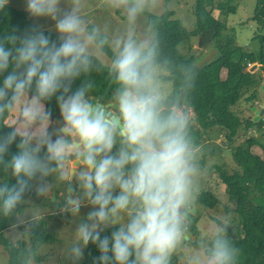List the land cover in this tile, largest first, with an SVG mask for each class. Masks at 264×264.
I'll return each mask as SVG.
<instances>
[{
  "label": "clouds",
  "instance_id": "1",
  "mask_svg": "<svg viewBox=\"0 0 264 264\" xmlns=\"http://www.w3.org/2000/svg\"><path fill=\"white\" fill-rule=\"evenodd\" d=\"M8 2L0 0V11ZM100 2L123 15L120 31L90 24L84 0H26L30 18L54 22L57 39L35 23L0 38V127L10 129L0 135V215L16 214L29 192L44 197L62 185L60 211L80 218L73 264L90 242L100 253L94 264H172L189 239L202 171L183 103L196 69L164 52L159 19H149L159 0ZM94 72L107 73L110 101L93 102ZM166 72L177 73L179 84ZM53 97L61 125L50 132ZM81 208L90 209L83 218ZM227 223L204 232L186 264H238ZM43 247L39 240L18 247L16 264H36Z\"/></svg>",
  "mask_w": 264,
  "mask_h": 264
},
{
  "label": "trees",
  "instance_id": "2",
  "mask_svg": "<svg viewBox=\"0 0 264 264\" xmlns=\"http://www.w3.org/2000/svg\"><path fill=\"white\" fill-rule=\"evenodd\" d=\"M234 0H195L193 14L195 17V29L191 32L185 29V26L179 19H175L174 13L165 10L160 14H151L149 19H159V32L162 41V47L166 54L171 55L177 61L194 66L196 69L195 86L183 102L190 103V109L185 107L190 116L195 119L198 125L192 124L190 120L191 131L199 146L203 140L204 133L208 129H217L228 143L231 156L236 164V168L228 171L222 166H217V175L225 185L226 194L231 209L225 206V211L230 209L239 217L238 223H229L233 229L235 237L227 232V237L240 250L238 264H264V158L253 151V147H260L264 154V143L256 134L246 135V130L255 132L263 129L264 121L258 119L253 121L252 115H242L235 109L241 101L247 103L248 108L256 106L257 92L263 84L262 75L259 72L264 71V0H256V6L251 17L254 22L255 31L252 42L258 44V50L245 51L235 43L233 33L226 34L227 18L230 13L236 10ZM26 13L11 6L0 11V38L13 29L17 34H22L25 30L33 26ZM225 33H224V32ZM45 34L52 40L57 36L44 30ZM198 38L201 46L211 44L215 48V59L203 65H196L195 58L192 55L183 53L182 48L189 49L191 38ZM257 63L259 66L253 72L248 70L249 66ZM225 69V77L221 76V71ZM169 81H176L179 84L177 73H164ZM261 75V76H260ZM107 73H93L91 79L95 82V88L92 95L96 97H110L112 89L107 81ZM3 77H0L2 82ZM84 77L76 80L72 85L74 91ZM172 88L173 84L170 83ZM58 107L56 98L46 102V110L53 111ZM5 124L6 121L4 122ZM6 127H0V135L9 131ZM242 138L238 144L235 141ZM237 140V141H238ZM15 144L10 149L15 152ZM10 155H6L9 159ZM1 175H4L0 172ZM10 183L14 179L7 177ZM31 192L26 194V197ZM25 197V198H26ZM197 201L209 208L217 205L218 199L210 192H204L197 196ZM14 216L5 218L0 215V239L3 240L5 250L8 255V264H16V252L18 247H30L34 241L47 243L52 241L47 234L40 233L38 229L32 228L29 235V244L21 240L17 244L4 239L3 234L13 223ZM192 216V215H191ZM191 219L189 230L192 231L194 220ZM112 228L105 229L101 236H110ZM192 235L195 232L192 231ZM29 245V246H28ZM99 250L91 242L84 250V260L78 264H94L95 258L99 256ZM43 261V258H37V262Z\"/></svg>",
  "mask_w": 264,
  "mask_h": 264
},
{
  "label": "rangeland",
  "instance_id": "3",
  "mask_svg": "<svg viewBox=\"0 0 264 264\" xmlns=\"http://www.w3.org/2000/svg\"><path fill=\"white\" fill-rule=\"evenodd\" d=\"M11 6L21 9L26 13L27 18L38 24L48 32L58 35L54 29V22L50 19L42 18L39 21H34L29 17L26 12V0H9ZM236 4V10L234 13H230L227 18V30L226 34L233 33L235 36V43L238 47L245 51L258 50V44L252 42V37L255 31V24L252 22L251 17L253 15L254 8L256 6V0H234ZM195 0H159L158 7L152 14H160L165 10H170L174 13V18L179 19L185 26V29L189 32L195 29V17L193 14ZM63 6V5H62ZM83 14L90 24L98 25L102 28L106 27L109 30V34H114L120 31L124 27L123 15L120 12L109 11L105 9L100 0H84ZM147 23V20L141 22V30ZM224 32V31H223ZM224 32V33H225ZM189 49L182 48V51L186 55H192L195 58L196 65H203L214 60L216 50L211 44L201 46L198 38H191ZM215 57V58H214ZM214 58V59H213ZM257 66L254 68L256 70ZM263 78L264 84V71L259 72ZM225 70L221 72V76L225 77ZM260 75V76H261ZM171 90L172 86L168 85ZM263 91L258 90L256 98V108H260L263 103ZM185 107L190 109L189 102H183ZM237 111H240L242 115H252L253 109L248 108L247 103L241 101L235 106ZM261 121H264V111L260 115ZM259 117V119H260ZM192 119V124L198 125L195 119ZM7 123V121H6ZM53 123V122H50ZM61 124V121L55 125L49 126V131L52 132L57 129ZM246 130V135L256 134V136L264 143V127L263 129L255 132ZM203 140L199 145L200 148V162H201V175L199 177V193L210 192L217 199L218 203L215 207L209 208L200 204L197 199L193 206L191 217L194 220L192 231L195 235H192V231L189 230V239L185 242L184 246L174 256L172 264H186V258L194 251L200 236L216 226V221L213 218L220 220L222 223L226 219L229 223H238L239 217L230 211L231 203L228 200L225 185L221 182L217 175V166H222L228 171L236 168V164L231 156L228 143H225L222 135L217 129H208L203 134ZM54 138V137H53ZM238 140V138H237ZM235 144H238L242 138ZM254 152L258 153L264 158L263 151L260 147H253ZM10 174L8 175V177ZM4 175L0 174V179H3ZM48 183H52V178H48ZM64 195V189L62 185H54L52 190L47 196L38 197L33 191L25 199L26 202L20 207L19 211L14 216V221L9 225V228L4 232L3 238L11 241L13 244L19 243L21 240L26 241L29 244L30 230L34 227L38 229L40 233L47 234L51 237L50 242L43 243L44 247L39 255L43 258V261H36V264H73V261L69 258V250L75 240V227L76 223L80 219L79 217H71L68 213H62L60 208L63 204L62 197ZM225 206L230 209L225 211ZM89 208H81L80 217L86 216ZM32 227V228H31ZM29 246V245H28ZM84 260V255L80 261L75 262L78 264ZM0 264H8V255L4 247L3 240L0 239Z\"/></svg>",
  "mask_w": 264,
  "mask_h": 264
},
{
  "label": "water",
  "instance_id": "4",
  "mask_svg": "<svg viewBox=\"0 0 264 264\" xmlns=\"http://www.w3.org/2000/svg\"><path fill=\"white\" fill-rule=\"evenodd\" d=\"M257 66V63H253L249 66L248 70L250 72L254 71V68ZM261 90L263 91V96H264V85L261 86ZM95 100V99H94ZM254 115H253V121H257L260 117V115L263 113L264 111V99H263V103L262 106L260 108H256L255 106H252ZM214 221H216L217 223L220 222L222 223L220 220L213 218ZM227 227V232L229 234H231V236L235 237L234 233H233V229H231L228 225H226Z\"/></svg>",
  "mask_w": 264,
  "mask_h": 264
},
{
  "label": "flooded vegetation",
  "instance_id": "5",
  "mask_svg": "<svg viewBox=\"0 0 264 264\" xmlns=\"http://www.w3.org/2000/svg\"><path fill=\"white\" fill-rule=\"evenodd\" d=\"M112 93H113V91H112ZM112 93H111L110 97H104V98L103 97H99V96L96 97L95 95H92V94H91V97H92L94 103L95 102H98V101H100V102H108V101L111 100ZM109 107L111 108L112 106L109 104ZM47 111L50 112V122H53V123H50V125L51 124L52 125L53 124L55 125L56 123H58L59 121H61V119H60V113H59V107L55 108L53 111H50V110H47ZM60 125H58V126L60 127Z\"/></svg>",
  "mask_w": 264,
  "mask_h": 264
},
{
  "label": "crops",
  "instance_id": "6",
  "mask_svg": "<svg viewBox=\"0 0 264 264\" xmlns=\"http://www.w3.org/2000/svg\"><path fill=\"white\" fill-rule=\"evenodd\" d=\"M223 70H225V69H223ZM223 70H222V71H223ZM222 71H221V72H222ZM225 73H226V70H225ZM171 88H172V87H171ZM253 115H254V112H253ZM252 119H253V116H252ZM222 138H223V137H222Z\"/></svg>",
  "mask_w": 264,
  "mask_h": 264
}]
</instances>
